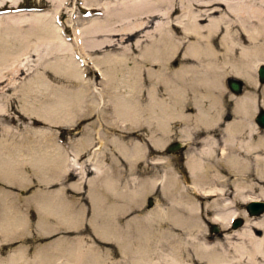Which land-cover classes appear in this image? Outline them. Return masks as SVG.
<instances>
[{"label":"bare ground","instance_id":"6f19581e","mask_svg":"<svg viewBox=\"0 0 264 264\" xmlns=\"http://www.w3.org/2000/svg\"><path fill=\"white\" fill-rule=\"evenodd\" d=\"M17 1L0 0V10L6 8V3ZM103 8L104 18L90 20L82 33L72 30L70 41L64 33L69 25L54 24L46 13L33 12L23 18L18 8L14 12L3 10L9 13L0 15V67L6 66L0 82L9 80L8 74L17 78L23 73V67L8 59L20 54L32 36L43 39V49L57 53V69L67 77L78 79L84 66L98 71L102 76L98 95L91 96L85 90L84 99L77 89L72 102L77 112L69 110L68 100H49L34 103L24 113L48 126L71 124L74 116L99 113L110 126L147 130L144 143L126 144L118 136L115 147L119 160L125 158L131 166V190H123V185L116 182L119 173L112 179L106 176L104 180L102 176L98 184L94 177L103 174L102 166L95 156L89 157L91 173L86 179V193L93 211L84 227L90 225L94 242L86 249L88 240L82 233L75 238L55 236L34 246L25 243L26 216L13 208L6 201V193L0 191V264H100L98 259H105V254L111 252L108 248L100 251L98 245L106 241L119 243L133 228L143 248L131 245L133 264H153L150 253L160 257L154 252L158 247L165 248L162 264H193L185 262L180 254L177 234L160 226L169 223L177 229L200 230L204 227L203 207L211 212L207 224L213 223L218 232H225L223 238L234 255L229 257L221 243L206 241L204 236L202 241L190 242L198 262L264 264V211L252 216L234 205L235 200L264 201V127L254 118L256 110L264 108V83L258 84L256 78L257 65L264 63V0H120ZM61 14L58 12L56 17ZM120 14L133 16L132 21L112 24V17ZM18 26H28V31L21 32ZM92 37H98L97 41L91 42ZM103 37L108 40L99 39ZM84 39L87 46L109 49L116 45L133 55L126 61L111 54L89 62L91 51L83 48ZM36 43L32 47L38 55ZM229 76L250 88L259 85L263 94L252 89L231 93L224 83ZM226 96L228 114L223 103ZM82 104L85 109L80 110ZM3 111L5 106L0 104V113ZM7 121H0V176L9 180L16 176L17 182L27 180L21 169L26 163L36 178L48 183L54 172L61 170L64 157L61 147L50 140L48 126L27 127L24 133L29 137L22 140L15 138L17 129ZM175 123L178 143L185 146L184 175L178 176L167 156L161 154L152 156L151 162L164 163L162 177L135 173L138 162L148 154L146 143L163 149ZM156 182L167 206H155L121 223L124 212L132 205L137 207ZM228 187L231 192H227ZM53 192L36 194V233L46 235L57 229L81 227L84 213L65 209L68 203L63 204L65 200L59 198L62 196L54 197ZM104 194L109 196L101 197ZM236 215L242 223L229 225Z\"/></svg>","mask_w":264,"mask_h":264},{"label":"rangeland","instance_id":"374dc122","mask_svg":"<svg viewBox=\"0 0 264 264\" xmlns=\"http://www.w3.org/2000/svg\"><path fill=\"white\" fill-rule=\"evenodd\" d=\"M118 1L120 0H18L17 3L14 4H11L10 2L6 3L4 6L6 8L3 10L9 9L14 12L18 8L20 9V12L23 11V14H21L23 15V18L25 16L27 18V16H29L33 12L46 13L51 18V20L54 21V24H58V26L63 25V27L65 24L69 25H65L67 26V30L64 33L65 36H67V38L69 37L71 40L73 31L82 33L84 31V27L87 26L90 20L104 18L103 7L105 5L113 6V4ZM91 8H98V10L94 12L91 10ZM3 10H0V15L4 16L9 13ZM58 12H61L62 14L57 18L56 16L58 15ZM118 16L115 15L112 17V19L110 20L112 24H120L122 22L132 21L133 18V16H127V14H120ZM1 22L2 21H0V23ZM17 30L26 32L28 31V26H18ZM69 38L67 41H70ZM97 38L98 37H92L89 40H92L91 42H93L94 40L97 41ZM99 39H101V41L102 39L103 41L108 40L106 37ZM42 40L43 39H36V37L32 36L29 43L25 47L23 46L21 48L20 54L9 58L8 61L10 63L23 67V73L17 78H14L11 74H8L6 78L9 77L10 79L0 82V104H3V106H5V111H3V113H0V121L2 120L3 122H6L8 119L7 122L17 129L18 135H16L15 138H21L22 140L29 137L27 133H24L27 127H43L47 125V123H43L42 121L37 120L36 117L28 116L24 113L25 109L31 110L35 106L34 103H40L49 100H68L70 104L69 110H75L77 112V109H75L76 105L72 103L75 99L74 94L76 90L79 89L82 92L81 95L85 99V90L87 91V93H90V95H98L97 88L100 89V87H102V76L92 67L86 68L84 66V70H82V73L80 74L81 77L76 80L67 77L63 72H60L57 69L56 65L57 53L49 52V50L43 49L45 46H43L44 44ZM33 43H36L39 46V51L37 52L38 55H36L35 51L33 50ZM82 46L83 48L86 47V49L91 51V57H87V60L89 62L91 60H98L99 58L111 54L118 55L122 60L126 61V59H130L131 55H133H130L128 50H122V48H119L116 45L110 46L109 49H100L99 46H87V44L85 43V39L82 42ZM71 56H74V54ZM0 68V74L1 72L6 71V66ZM240 81L242 82L241 87L243 91L252 89L254 93H258L260 94V96L263 94L260 91L259 85L257 88H250L247 87L242 80ZM224 83L226 89L230 90L226 85V79ZM94 89L96 90V93L93 92ZM223 103L226 108V114H228L230 105L227 96L223 99ZM99 105L102 106L103 103H100ZM37 106L40 107V105ZM81 108L85 109L84 104H82L80 110ZM104 117H102L99 113L98 115L96 113H92L78 117L74 116L73 122L71 124L54 123L49 126L47 125L49 128L48 132H50V140H52L54 143H57V145L61 147V157L64 156L62 158V167H60L61 170L58 173H56L55 171L54 176L48 183H43L38 178H36V176L33 174L34 172L32 170V167L30 165H27L26 163L21 165V169L25 171L26 177L28 178H26L27 180H19L17 182L18 177L16 176L11 177L10 180L5 178L4 176H0V191L6 193L4 194L6 195V201L11 203L13 205V208L16 207L19 211H23L26 216L27 223L25 224V228L27 230V233L24 235L25 237L23 239L25 243H28L30 246H34V244L36 245L38 244V242L42 243L44 240L53 237L55 238V236L67 235L68 238H75L80 236L81 233L83 234L82 236H84L88 240L85 241V249L94 242V239L90 233V225L88 229H85L84 227V221L87 225V219L90 217V215H92L93 211L92 204H90L88 195L86 193L89 186H87L88 183L86 179L90 176L91 173V171H89L91 161L87 157L85 159V156L87 154L90 155L91 153L92 156H95V158L99 161V164L102 166L101 168L104 175L101 174V176L94 177L98 180V184L100 183L102 176L104 180L106 176L109 177L108 179H112L115 178L116 175H118L117 173H119L116 182L120 183V185H123V190H129L130 186L132 187L130 181V178L133 176L131 166L125 158H121L119 160L121 156L116 151L115 147L118 143V136L122 140V142H125L126 144H133L135 143V141L144 143V138H146L147 130L143 128L136 130L125 127L118 128L116 124H111L110 126V123H105V119H103ZM176 124L177 123H175L171 127L172 133L168 140L165 142L163 147L164 149H154L149 147V145L146 143L148 154L138 162V170L135 173H139L143 176L149 174L162 177L165 172V167H163L164 163L161 161L151 162L152 156H155V154H161L163 156H167L168 162L175 169L178 176L182 177L184 175L182 162L184 160L183 158L185 146H179L178 137H176L175 135V131L177 128ZM86 128L88 129L86 130ZM33 137L34 136H30V138L32 139ZM56 138L58 139V141ZM59 141H61V143ZM173 143H178V146L175 149H171L167 152L166 147L169 144ZM77 146L80 149L79 151H77ZM95 146L98 147L96 148ZM70 158L74 159L70 160ZM2 177H4V179L8 180L9 182L4 181ZM69 182L72 184H70ZM73 183L77 184L78 186L74 185ZM68 185L71 186V188ZM57 190L61 191L58 192ZM97 190L102 191L103 189L99 188ZM41 191L50 193L54 191L52 193L54 197H56V195H60L62 196L59 197L60 199L64 198L63 200L61 199V201L65 200L63 204L66 205L68 203V205L65 206V209L68 208L67 210L71 209V211L74 212L80 211L81 213H84L81 215L83 219L82 226L72 230L57 229V231L55 230L46 235L36 233L35 221L37 219L38 212L35 208V198L36 194ZM227 192H231L230 187H228ZM104 196L109 195L104 194L101 197ZM132 206L133 207L130 210L127 209L128 211L124 212V214L122 215L121 223L125 222L129 218L134 217V215L137 216L148 212L155 206L165 208L167 204L166 200L161 195L159 184L156 182L154 188H152L150 192H147L145 194L141 203L137 205V207H134V205ZM235 206L238 209H241V207H243L241 202L238 200H235ZM209 213H211L209 209L206 211L204 207L202 208V222L204 223V227H202V229L200 230L194 229L187 231L184 229H177L169 223H163L160 226L161 229L171 230L172 232L177 234L176 236H178V239L175 237V240H177V244H181L182 246H180V254L186 258H183L184 261L186 260L185 262L202 264L198 262L199 259L195 258L194 250L190 242H196V239H198L197 241H202L204 240L202 238L204 236L206 241H218L219 243H221L223 245V248L225 249V253L228 254L229 257H232L234 255L233 251L231 250V248H229V246H227L223 238V234L225 232H223L222 230L221 232H215L210 229L211 225L207 224V217L210 216ZM203 223H201V225ZM78 225L80 224L78 223ZM92 231L93 230H91V232ZM255 233L259 234V231L256 230ZM139 236L140 235L135 233V229L133 228L128 231V238L127 236L124 237L128 241H126L122 237L124 240L122 238L119 239L121 240L119 243H116L114 241H106L105 243L101 242L98 245L95 242L98 245V249L100 251H105V249L108 248L111 252L109 255H107L108 253L105 254V259L102 258L104 256H101L98 261L100 260V264H110L111 262H114V264H133L135 257L133 253L130 252L131 245L132 247H137V249H143L140 247L142 245H140L141 239H139ZM95 240L97 239L95 238ZM230 240H233V238H231ZM74 244L75 242H72L71 245ZM223 248L219 249L222 250ZM2 250L4 249L2 248ZM164 250L165 248L158 247L154 251L158 252L160 257H156L154 256V254L152 255V253H150V259H152L153 264H162V258L165 252ZM82 257L83 256H81V258ZM85 259L86 261L89 260L86 251ZM94 263L96 262L92 261V263L90 264ZM148 264L150 263L148 262Z\"/></svg>","mask_w":264,"mask_h":264},{"label":"water","instance_id":"95a60500","mask_svg":"<svg viewBox=\"0 0 264 264\" xmlns=\"http://www.w3.org/2000/svg\"><path fill=\"white\" fill-rule=\"evenodd\" d=\"M256 75H257V79L258 81L262 82L264 81V63H260L257 65L256 67ZM226 83L227 86L234 92H240L241 90V86H242V82L240 81V79L235 78V77H227L226 78ZM257 115L255 117L256 121L261 125L264 126V108H261L257 111ZM178 146V143H174V144H170L168 146V149H175ZM150 203V201H149ZM248 203V204H247ZM246 204V206L248 207V209L246 208V213L247 214H259L262 211H264V201L263 200H250L248 201ZM240 223H242V220L240 217L235 218V220L232 222L231 221V225L236 226L239 225ZM211 227L210 229L213 231H217V227H215L214 224H210Z\"/></svg>","mask_w":264,"mask_h":264},{"label":"flooded vegetation","instance_id":"af4514ba","mask_svg":"<svg viewBox=\"0 0 264 264\" xmlns=\"http://www.w3.org/2000/svg\"><path fill=\"white\" fill-rule=\"evenodd\" d=\"M260 126H261V125H260ZM262 127H264V126H262ZM163 149H164V148H163ZM166 150H167V152H168V150H169V149H168V146L166 147ZM169 151H170V150H169ZM246 203H247V202H245V203L241 202V204H242L243 207H241V209H239V210H242V211L244 210V211H245V210H246V207H247L246 205L248 204V203H247V204H246ZM234 205H235V204H234ZM235 207H236V206H235ZM236 208H237V207H236ZM237 209H238V208H237ZM245 213H246V211H245Z\"/></svg>","mask_w":264,"mask_h":264}]
</instances>
